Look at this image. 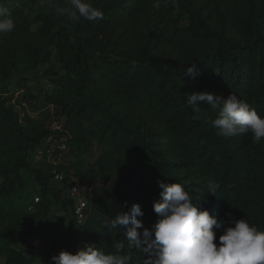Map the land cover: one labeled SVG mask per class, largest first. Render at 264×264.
<instances>
[{"label":"trees","instance_id":"16d2710c","mask_svg":"<svg viewBox=\"0 0 264 264\" xmlns=\"http://www.w3.org/2000/svg\"><path fill=\"white\" fill-rule=\"evenodd\" d=\"M88 2L102 20L55 16L50 4L67 0H0L15 22L0 33V264H52L89 243L152 264V239L103 224L139 204L137 231L151 230L158 179L186 185L218 220L230 213L264 231V140L218 136L219 109L187 103L193 93L235 94L264 117V0H168L160 10L155 0ZM40 100L59 110L70 149L34 165L50 134L30 111ZM54 170L64 175L58 188ZM73 178L90 187L84 223L69 211ZM33 238L45 257L30 250Z\"/></svg>","mask_w":264,"mask_h":264},{"label":"clouds","instance_id":"9594fccd","mask_svg":"<svg viewBox=\"0 0 264 264\" xmlns=\"http://www.w3.org/2000/svg\"><path fill=\"white\" fill-rule=\"evenodd\" d=\"M168 0H155L152 7L160 10L167 6ZM53 14L64 17L72 23L81 19L97 21L104 18L102 11L88 0H67L66 6L50 4ZM15 28L9 10L0 6V33H8ZM194 75V66L187 74ZM199 102H207L212 109H219L211 121L216 135L235 137L251 134L253 142L264 140V117L245 100L231 94L227 98L208 92L193 93L187 96V103L194 111H200ZM160 201L153 204L158 220L151 230L144 229L138 217L144 213L139 204H134L129 212L115 217H106L103 226L109 232L123 229L127 239L136 241L141 237L153 240L155 258L152 264H264V231L249 224L245 219L235 220L231 214L228 219L218 220L207 210H199L186 185L166 184L156 181ZM222 232L218 237L217 232ZM130 254H105L95 244H87L74 254L61 250L51 258L52 264H130Z\"/></svg>","mask_w":264,"mask_h":264},{"label":"built area","instance_id":"2783aa9c","mask_svg":"<svg viewBox=\"0 0 264 264\" xmlns=\"http://www.w3.org/2000/svg\"><path fill=\"white\" fill-rule=\"evenodd\" d=\"M50 134L43 140L42 144L36 152V157L42 159L47 154L48 160H51L56 151L65 154L69 151V136L62 133L64 131L63 122L55 119L51 126H49ZM62 133V134H61ZM53 180L57 184L64 182V175L62 173L53 171ZM89 185H81L75 178L72 179L70 186L67 189L68 197L72 200L73 215L79 223H84L88 218L89 206L87 200V192Z\"/></svg>","mask_w":264,"mask_h":264},{"label":"rangeland","instance_id":"374dc122","mask_svg":"<svg viewBox=\"0 0 264 264\" xmlns=\"http://www.w3.org/2000/svg\"><path fill=\"white\" fill-rule=\"evenodd\" d=\"M40 73H41V71L36 72L35 75H39ZM18 83L20 84V82H18ZM43 85H44V87H47L48 82H44ZM30 86L32 87L34 92L37 93V88L35 87V85L30 84ZM22 95H23V92L18 93L19 97H22ZM30 111L34 117L44 118L46 120V122L48 123V126H51L52 122L56 119L55 117H56L57 111H59V110H57V108H52V107L47 106L46 103H44L42 100H40L34 105V108L30 109ZM99 153H100L99 150L95 149L94 150V156L91 160L94 161L98 157ZM33 158H34V162H33L34 165H37L38 161L40 159L38 157H36L35 154H34ZM53 186H54V188H58V187H61L62 185L61 184L60 185L53 184ZM35 202H36V199H35ZM69 211L72 214V209H69ZM76 239H77V242L79 243L80 241H82V236L78 233L76 235ZM29 242L31 244L30 250L32 252L37 253L38 255H42V254H39L40 252H38L42 249V247L40 246V243H38V240L36 238H33ZM43 257H45V255H43ZM39 261L40 260H38V262Z\"/></svg>","mask_w":264,"mask_h":264},{"label":"crops","instance_id":"0c3cea01","mask_svg":"<svg viewBox=\"0 0 264 264\" xmlns=\"http://www.w3.org/2000/svg\"><path fill=\"white\" fill-rule=\"evenodd\" d=\"M35 155H36V153H35ZM38 243H39V240H38ZM38 252H40L39 254H42L41 255L42 257H43V255H45V252H44L43 248L40 251H38Z\"/></svg>","mask_w":264,"mask_h":264}]
</instances>
